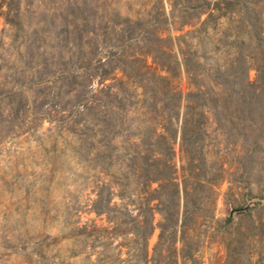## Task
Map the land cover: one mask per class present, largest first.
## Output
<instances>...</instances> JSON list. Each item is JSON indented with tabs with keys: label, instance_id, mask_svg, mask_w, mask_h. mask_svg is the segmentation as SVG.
Here are the masks:
<instances>
[{
	"label": "rangeland",
	"instance_id": "374dc122",
	"mask_svg": "<svg viewBox=\"0 0 264 264\" xmlns=\"http://www.w3.org/2000/svg\"><path fill=\"white\" fill-rule=\"evenodd\" d=\"M16 1L0 7V264H119V244H129V236L100 239L93 232L76 239L71 229L103 223L90 209L104 183L134 187L133 170L121 161L130 158L133 141L149 134L143 101L151 92L161 98L163 82L145 66L154 33L164 27L161 15L154 0ZM157 59L164 61L161 53ZM253 67L249 61L250 80ZM101 77L116 99L104 95ZM178 83L189 89L184 75ZM109 101L114 115L106 117ZM245 112L259 129L239 138L256 140L258 149L242 168H234L232 154H209L228 172L212 207L215 219L252 202V217L264 220V107ZM215 130L210 123L212 138ZM233 215L232 230L248 225V217ZM160 221L155 212L150 254ZM252 240L257 249L259 239ZM121 250L128 258L131 249ZM225 254L218 237L205 239L198 252L204 264H221Z\"/></svg>",
	"mask_w": 264,
	"mask_h": 264
},
{
	"label": "trees",
	"instance_id": "16d2710c",
	"mask_svg": "<svg viewBox=\"0 0 264 264\" xmlns=\"http://www.w3.org/2000/svg\"><path fill=\"white\" fill-rule=\"evenodd\" d=\"M16 2L0 0V7L6 4L10 9ZM154 6L164 27L154 33L152 60L145 66L161 79L163 89L161 98L151 92L143 101L142 115L150 114L149 134L133 141L130 158L121 161L132 168L134 187L104 183L90 209L103 223L76 224L71 236L77 239L93 232L100 239L129 236V244H119V264H204L199 247L212 237L220 238L226 248L221 264H264V220L257 222L249 207L234 213L249 220L235 230L234 215L215 219L212 207L228 172L224 162L209 158L212 152L232 154L234 168L239 169L258 149L256 140L239 135L259 129L253 128L256 121L245 111L264 107V0H154ZM249 61L254 65L253 80L248 78ZM181 75L187 79V91L179 86ZM103 80L99 83L104 95L116 99L113 85ZM3 94L0 91V97ZM111 103L106 104V117L114 115ZM210 123L215 124L217 137H211ZM98 126L103 135L107 133L106 119ZM111 142L103 146L109 148ZM155 212L161 221L150 254ZM253 238L259 239L257 249ZM127 247L131 253L122 258L121 249Z\"/></svg>",
	"mask_w": 264,
	"mask_h": 264
},
{
	"label": "water",
	"instance_id": "95a60500",
	"mask_svg": "<svg viewBox=\"0 0 264 264\" xmlns=\"http://www.w3.org/2000/svg\"><path fill=\"white\" fill-rule=\"evenodd\" d=\"M250 204H252V202H250L249 204H247V205H245V206H243V207H241L239 209H232L230 211V214L229 215H233L234 213H236L238 211H245V210H247V208L249 207Z\"/></svg>",
	"mask_w": 264,
	"mask_h": 264
}]
</instances>
